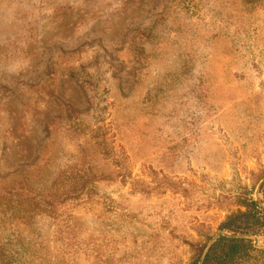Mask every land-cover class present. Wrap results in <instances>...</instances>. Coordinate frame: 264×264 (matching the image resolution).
Segmentation results:
<instances>
[{"label": "rangeland", "instance_id": "obj_1", "mask_svg": "<svg viewBox=\"0 0 264 264\" xmlns=\"http://www.w3.org/2000/svg\"><path fill=\"white\" fill-rule=\"evenodd\" d=\"M69 174L78 197L31 221L0 196V264H192L219 232L263 250V224L220 227L264 210V0H0V193Z\"/></svg>", "mask_w": 264, "mask_h": 264}, {"label": "trees", "instance_id": "obj_2", "mask_svg": "<svg viewBox=\"0 0 264 264\" xmlns=\"http://www.w3.org/2000/svg\"><path fill=\"white\" fill-rule=\"evenodd\" d=\"M249 2H258L260 0H248ZM68 180H72L71 186H68ZM84 176L68 175L66 180H61L59 185L57 183H52L51 186L46 190L44 196H40L37 193L26 195V198L22 201L18 200V194L11 190L4 191V200L10 205L9 207H4L7 212L17 211L21 214V219L25 221H31L39 214L53 213L55 212V207L65 203L69 199H75L78 197L83 185L86 183ZM65 184V185H64ZM67 186V187H66ZM66 187V188H65ZM262 203L264 204V184L260 189ZM44 198L43 201L41 199ZM246 211H238L227 217V219L221 224L220 229L225 230L232 234L238 233H255L254 221L257 224H263L264 226V210L259 208L254 201L247 202L245 205ZM3 209V210H4ZM0 209V218H1ZM261 222V223H259ZM15 254H20L17 249H15ZM250 253H257L264 255V249L259 250L253 248L251 242L246 239H237L229 237H220L213 246L209 249L206 254L203 264H241L245 262V259L250 256ZM26 255L28 261L24 264H32L34 258H37L36 252L29 254L28 250L22 252ZM8 259L6 264H14L13 256H5ZM29 259H31L29 261ZM199 257L192 263L198 264Z\"/></svg>", "mask_w": 264, "mask_h": 264}, {"label": "water", "instance_id": "obj_3", "mask_svg": "<svg viewBox=\"0 0 264 264\" xmlns=\"http://www.w3.org/2000/svg\"><path fill=\"white\" fill-rule=\"evenodd\" d=\"M264 182V179L263 181L258 185L257 189H256V195L258 194V191H259V188L260 186L263 184ZM220 237H229V238H233L234 236L233 235H229L225 232H219L210 242L209 244L206 246L201 258H200V261L198 264H203V261H204V258L206 256V254L208 253L209 249L213 246V244L220 238ZM254 240V246L255 247H258V243H257V239L254 237L253 238Z\"/></svg>", "mask_w": 264, "mask_h": 264}]
</instances>
